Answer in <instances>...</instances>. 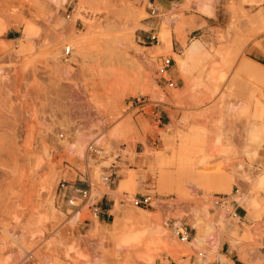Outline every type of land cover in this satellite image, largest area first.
<instances>
[{
  "label": "rangeland",
  "instance_id": "1",
  "mask_svg": "<svg viewBox=\"0 0 264 264\" xmlns=\"http://www.w3.org/2000/svg\"><path fill=\"white\" fill-rule=\"evenodd\" d=\"M192 18L200 19L198 34L188 33ZM263 18L264 0H184L163 12L153 0H0V264H264V141L250 132L264 125ZM172 29L182 52L164 45ZM194 41L201 48L187 57ZM164 56L180 73L171 66L175 87L155 72ZM189 127L199 136L194 169L230 178L228 192H206L188 177L184 193L142 182L134 195L150 194L153 207L120 194L107 223L123 207L145 209L147 223L112 237L59 193L62 178L85 173L99 202L112 192L100 176L112 152L120 166ZM95 140L106 157L87 168L85 149ZM217 194L229 195L220 208L211 201ZM85 218L93 226H81ZM172 222L187 227L189 241ZM138 226L148 227L121 241Z\"/></svg>",
  "mask_w": 264,
  "mask_h": 264
},
{
  "label": "crops",
  "instance_id": "2",
  "mask_svg": "<svg viewBox=\"0 0 264 264\" xmlns=\"http://www.w3.org/2000/svg\"><path fill=\"white\" fill-rule=\"evenodd\" d=\"M183 2L184 0H153V4L156 3L162 12L163 10L175 9L176 7L182 5ZM184 15L188 16L189 14L184 13ZM194 15L197 16L196 14ZM160 21L161 19L157 21V24L160 23ZM188 22L195 23V27L191 28L188 33L190 34L191 32H196V34H198L197 31L199 28L198 25L200 24V19L192 18L191 20H188ZM141 24L149 27L153 26L154 22H141ZM182 39V36L178 37L172 29L171 43L170 45L166 46V48H171L172 51L176 53L182 52ZM172 73L175 77L180 78V73L176 70L175 66L172 70ZM174 134L175 132L170 135H166V137L163 138L162 146L158 149V155H155L150 151L149 155L144 154L146 151L136 152L133 158L126 156L121 165H118L116 169V179L111 185L112 192L110 194L104 193L102 199L99 201L101 213L98 220L103 226H109L105 230L108 232L110 237L117 233L126 232L130 228L129 224L144 225L148 221V216L146 215L145 209L123 207L119 210L118 215L111 221V223H107V220L111 216V210H113L115 207V197L119 196L120 194H125L129 200L135 194L136 190L142 186V182L152 185V187L157 191L171 192L174 191V187H172L171 190H165L164 188L166 179L170 175L173 174L172 176H175L176 174L196 171L193 167L192 159L178 160L177 158H173L171 156L172 149H174L177 145V141L171 138V136ZM200 186L206 192L212 191L205 185ZM184 192L185 189L181 193ZM242 205H244L250 213L257 212L256 208L250 207L247 204ZM81 226H93V223L90 221L87 222L86 225ZM138 227L141 228L140 230H147L148 226ZM190 264H193V261H190Z\"/></svg>",
  "mask_w": 264,
  "mask_h": 264
},
{
  "label": "built area",
  "instance_id": "3",
  "mask_svg": "<svg viewBox=\"0 0 264 264\" xmlns=\"http://www.w3.org/2000/svg\"><path fill=\"white\" fill-rule=\"evenodd\" d=\"M150 14L156 15L157 8L150 7ZM151 41H156L158 43V38L156 35H150ZM71 46L66 44L62 48L61 58L63 61H67L71 55ZM174 60L171 56L160 57L159 61L156 62L155 72L157 75L165 81L168 87H175L176 83L170 76V68L173 65ZM120 153H111V161L107 165L101 167V181L108 186H111L116 179V169L118 167L117 162L120 160ZM106 155L104 154L103 148L98 144L97 140L90 141L85 149L84 155V165L89 167L91 164H99V161L104 159ZM76 181H83L85 185H77ZM238 192V188L235 190ZM62 197H67V204L74 208L76 214H79L84 208L88 210V213L95 218H99L101 213V208L98 201H94L93 196H91V183L88 176L84 174H79L76 180L70 181L66 179H61L60 192ZM228 194H217L213 197L212 204L216 208L222 207L228 200ZM135 206L140 207H153L155 198L150 194H139L134 195L130 200ZM235 214V213H234ZM91 220L88 218L83 219L79 224L86 225L87 222ZM171 229L176 234L180 241H189L190 232L186 226L177 224L176 222L171 223Z\"/></svg>",
  "mask_w": 264,
  "mask_h": 264
},
{
  "label": "bare ground",
  "instance_id": "4",
  "mask_svg": "<svg viewBox=\"0 0 264 264\" xmlns=\"http://www.w3.org/2000/svg\"><path fill=\"white\" fill-rule=\"evenodd\" d=\"M252 1H257V0H252ZM263 20H264V18H263ZM25 30H26V32H30L32 30V27L30 25H27ZM164 45L168 46L169 42L166 41ZM200 48H201V45L198 42H196V41L192 42L188 47L187 57H191V54L197 53L200 50ZM260 114H261V111H259V110L257 112H255V114H254L255 118L254 119L252 118L253 121H251V122L253 123L257 119V117H259ZM258 124H260V123H258ZM250 132L253 133V137L258 142L264 141V125H261L260 127L252 126V127H250ZM174 140L177 141V145L173 149L171 156L173 158H177L178 160H190V159H192L193 158L192 156L197 151L198 144H199V136H198V134L195 133L193 128L189 127L186 130L175 131ZM152 153L155 155H158L159 151L158 150L152 151ZM144 154L149 155V151H146ZM127 156H130L131 158H133V156H135V153H131ZM172 175H170L166 179V182L164 181L165 182V184H164L165 190H171L172 187H174V191L183 192L184 191L183 180L185 177H188L191 180L196 181L199 185H205L209 189L219 188L223 192H228L230 190V187H231L230 178H228L227 176H223L222 174L203 177L198 172L192 171V172L183 173V174H176L175 176H172ZM259 181L264 182V173H263V175H261ZM212 183H216V186L213 187ZM236 195H238V193H236ZM234 196H235V194H234ZM238 200H239L240 204H247L250 207H253L252 203L246 199V196L244 194H240L238 197ZM140 231L141 230H133V231L129 232L128 234L122 233V236L120 237L121 241H126V240H130V239L137 237L138 233ZM262 243L264 246V237H263Z\"/></svg>",
  "mask_w": 264,
  "mask_h": 264
},
{
  "label": "trees",
  "instance_id": "5",
  "mask_svg": "<svg viewBox=\"0 0 264 264\" xmlns=\"http://www.w3.org/2000/svg\"><path fill=\"white\" fill-rule=\"evenodd\" d=\"M241 264V263H240Z\"/></svg>",
  "mask_w": 264,
  "mask_h": 264
}]
</instances>
